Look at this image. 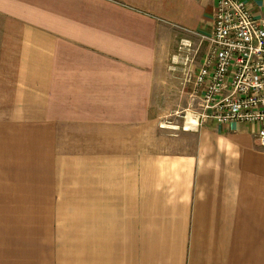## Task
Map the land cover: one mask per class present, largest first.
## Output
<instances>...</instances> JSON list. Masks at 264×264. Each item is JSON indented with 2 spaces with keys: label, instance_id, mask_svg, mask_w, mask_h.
<instances>
[{
  "label": "crops",
  "instance_id": "1",
  "mask_svg": "<svg viewBox=\"0 0 264 264\" xmlns=\"http://www.w3.org/2000/svg\"><path fill=\"white\" fill-rule=\"evenodd\" d=\"M215 5L0 0V264H264L257 125L161 128Z\"/></svg>",
  "mask_w": 264,
  "mask_h": 264
},
{
  "label": "built area",
  "instance_id": "2",
  "mask_svg": "<svg viewBox=\"0 0 264 264\" xmlns=\"http://www.w3.org/2000/svg\"><path fill=\"white\" fill-rule=\"evenodd\" d=\"M194 33L197 46L183 39L176 60L184 67L185 83L192 85L193 116L255 124V138L264 146V17H255L246 0H216L212 30Z\"/></svg>",
  "mask_w": 264,
  "mask_h": 264
},
{
  "label": "rangeland",
  "instance_id": "3",
  "mask_svg": "<svg viewBox=\"0 0 264 264\" xmlns=\"http://www.w3.org/2000/svg\"><path fill=\"white\" fill-rule=\"evenodd\" d=\"M194 41V40H193ZM198 43L197 40L194 41V44ZM193 44V45H194ZM195 108H191L190 106L188 108H178L176 109L179 111L176 114L166 115L164 118H162V124L161 128L168 134L177 133L180 131H183L185 126L191 127L190 123L186 122L187 119H195V116H193ZM188 115V117H187Z\"/></svg>",
  "mask_w": 264,
  "mask_h": 264
}]
</instances>
